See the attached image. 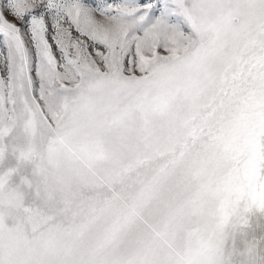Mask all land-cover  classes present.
<instances>
[{"label": "snow or ice", "instance_id": "obj_1", "mask_svg": "<svg viewBox=\"0 0 264 264\" xmlns=\"http://www.w3.org/2000/svg\"><path fill=\"white\" fill-rule=\"evenodd\" d=\"M0 264H264V0H0Z\"/></svg>", "mask_w": 264, "mask_h": 264}]
</instances>
